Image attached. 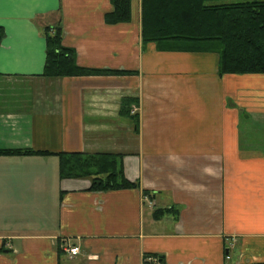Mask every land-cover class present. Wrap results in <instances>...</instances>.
Instances as JSON below:
<instances>
[{
	"label": "crops",
	"instance_id": "1",
	"mask_svg": "<svg viewBox=\"0 0 264 264\" xmlns=\"http://www.w3.org/2000/svg\"><path fill=\"white\" fill-rule=\"evenodd\" d=\"M111 10L0 0V148L48 152L0 155V264L264 261V73L219 74L216 51L142 44L140 0L128 22L106 23ZM57 22L78 65L133 73L42 76V29ZM124 96L135 117L120 115ZM63 151L122 153L139 186L60 178Z\"/></svg>",
	"mask_w": 264,
	"mask_h": 264
},
{
	"label": "trees",
	"instance_id": "2",
	"mask_svg": "<svg viewBox=\"0 0 264 264\" xmlns=\"http://www.w3.org/2000/svg\"><path fill=\"white\" fill-rule=\"evenodd\" d=\"M112 10L105 13L106 23L128 22L130 0H110ZM142 44L153 42L161 50L216 51L219 74L264 73V0H140ZM45 61L42 76L69 77L124 75L131 70L82 67L73 48L62 44L59 22L46 25ZM4 30L0 26V43ZM137 98L124 96L119 113L131 114ZM29 148H0V155L46 154ZM58 155L60 178H87L88 190L107 191L138 187L122 167V153L63 151ZM144 195L151 196L146 189ZM172 209H156L154 217ZM147 256L144 257V264ZM162 264V263H160ZM241 264H264L262 262Z\"/></svg>",
	"mask_w": 264,
	"mask_h": 264
},
{
	"label": "built area",
	"instance_id": "3",
	"mask_svg": "<svg viewBox=\"0 0 264 264\" xmlns=\"http://www.w3.org/2000/svg\"><path fill=\"white\" fill-rule=\"evenodd\" d=\"M63 250L68 254L69 257H72L79 253V247L71 243H66L63 245Z\"/></svg>",
	"mask_w": 264,
	"mask_h": 264
}]
</instances>
